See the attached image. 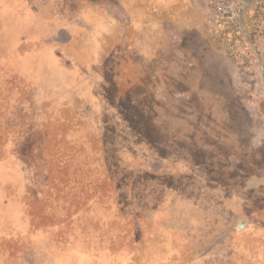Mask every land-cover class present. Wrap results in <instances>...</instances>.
<instances>
[{"label":"rangeland","instance_id":"rangeland-1","mask_svg":"<svg viewBox=\"0 0 264 264\" xmlns=\"http://www.w3.org/2000/svg\"><path fill=\"white\" fill-rule=\"evenodd\" d=\"M246 1L0 0V264H264Z\"/></svg>","mask_w":264,"mask_h":264},{"label":"water","instance_id":"water-1","mask_svg":"<svg viewBox=\"0 0 264 264\" xmlns=\"http://www.w3.org/2000/svg\"><path fill=\"white\" fill-rule=\"evenodd\" d=\"M252 0H247L246 2H244V4L242 5L241 9H240V25H241V29L246 37V39L248 40V42L250 43L252 49L254 50V52L256 53L257 55V58H258V61H259V67L262 71V73L264 74V62H263V59H262V56H261V53L258 49V47L256 46L253 38L251 37V34L248 30V27L246 26L245 22H244V10L245 8L247 7V5L250 4ZM245 226V222H241L238 224V227L240 229H242L243 227Z\"/></svg>","mask_w":264,"mask_h":264},{"label":"built area","instance_id":"built-area-1","mask_svg":"<svg viewBox=\"0 0 264 264\" xmlns=\"http://www.w3.org/2000/svg\"><path fill=\"white\" fill-rule=\"evenodd\" d=\"M213 10L216 13L217 17H220L222 19L226 18V19H231L233 21H236V17H237V13H232L229 10V7L227 4H225L224 2H218L213 6ZM255 35L256 32L258 33L257 28L254 29Z\"/></svg>","mask_w":264,"mask_h":264},{"label":"trees","instance_id":"trees-1","mask_svg":"<svg viewBox=\"0 0 264 264\" xmlns=\"http://www.w3.org/2000/svg\"><path fill=\"white\" fill-rule=\"evenodd\" d=\"M160 35H161V36L164 35L163 32H162V34H160ZM162 40H163V38H161V41H162ZM173 56H174V54H173ZM174 58H175V57H174ZM166 60L169 61V62L171 61V59H169V58H166ZM193 65H194V64H193ZM12 142H13V141H12ZM11 147H12L11 150H9V149H5V150H4L3 148L0 149V161L3 160V159H7V158H9V157H12V156H13V157H16V156H15V149L13 148V146H11ZM7 150H9V152H8Z\"/></svg>","mask_w":264,"mask_h":264},{"label":"crops","instance_id":"crops-1","mask_svg":"<svg viewBox=\"0 0 264 264\" xmlns=\"http://www.w3.org/2000/svg\"><path fill=\"white\" fill-rule=\"evenodd\" d=\"M189 211H191V212L188 213V222L192 225H195L196 224L195 212H194V210H191V208H189ZM158 219H161V218H158Z\"/></svg>","mask_w":264,"mask_h":264}]
</instances>
